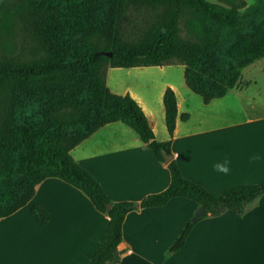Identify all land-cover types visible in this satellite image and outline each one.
<instances>
[{"label": "trees", "instance_id": "obj_1", "mask_svg": "<svg viewBox=\"0 0 264 264\" xmlns=\"http://www.w3.org/2000/svg\"><path fill=\"white\" fill-rule=\"evenodd\" d=\"M139 8L159 11L137 40L127 41L122 22L129 10ZM14 21L40 55L23 60L0 52V217L23 205L42 178L57 177L107 216L93 252L81 264H112L119 258L120 223L130 209L160 206L173 196L205 209L195 220L183 221L166 247L171 253L198 219L225 210L240 215L264 193V179L209 191L180 174L169 150L176 113L170 87L161 93L168 138L156 140L136 101L104 84L106 67L179 63L185 86L202 102L222 96L243 66L264 56V0L242 11L207 0H0V36ZM186 116L179 114L181 120ZM115 120L131 128L156 160L163 162L161 150L170 154L163 189L137 201H111L71 158L72 146ZM28 212L39 223L48 220V211L38 204H29Z\"/></svg>", "mask_w": 264, "mask_h": 264}, {"label": "crops", "instance_id": "obj_2", "mask_svg": "<svg viewBox=\"0 0 264 264\" xmlns=\"http://www.w3.org/2000/svg\"><path fill=\"white\" fill-rule=\"evenodd\" d=\"M105 70V86L108 76L129 75L131 80L111 81L112 87H106L113 93L127 92L136 101L156 140L168 138L161 93L165 86L172 89L176 113L169 150L183 177L209 191L264 179V99L263 109L242 113L235 120L231 115L248 81L236 79L222 96L204 103L185 86L179 63ZM246 105L247 110L252 107ZM182 112L187 114L183 120ZM68 152L111 201H137L163 189L169 180L164 162L156 160L136 133L118 120L98 126ZM254 155L260 159L253 162ZM225 159L231 161L228 174L214 168ZM31 203L48 211L46 222L39 223L29 214ZM196 206L190 199L173 196L160 206L126 211L116 245L119 258L112 264H264V193L240 215L225 210L198 219L182 245L165 253ZM106 220L77 188L57 177H44L23 205L0 217V264H81L93 252Z\"/></svg>", "mask_w": 264, "mask_h": 264}, {"label": "rangeland", "instance_id": "obj_3", "mask_svg": "<svg viewBox=\"0 0 264 264\" xmlns=\"http://www.w3.org/2000/svg\"><path fill=\"white\" fill-rule=\"evenodd\" d=\"M221 6L234 5L239 11L248 8L257 0H207ZM158 8H139L138 10H129L122 22L123 38L127 41H135L141 35V32L148 28L156 19ZM0 52H5L16 56L19 59L29 60L40 55V48L29 37L26 31L22 29L17 21H14L9 30L0 36ZM264 62L263 57L255 58L251 64L241 70L237 77L238 82L241 80L243 84L248 81L245 91L240 93L237 107L232 110L233 120L239 119L241 114L250 111L263 109L262 98L264 99V68H261ZM106 67L105 69H107ZM106 71V70H105ZM240 72V70H239ZM105 73V72H104ZM106 80L109 87L111 81L119 80V84L124 81L131 80L129 75L117 73ZM165 76H162L164 78ZM176 78V74H173ZM181 77V75H180ZM133 81V80H132ZM106 85V86H107ZM116 86L120 87L118 84ZM119 94V93H117ZM248 97L252 99L248 100ZM251 104V108L247 110L246 104ZM230 104V103H229Z\"/></svg>", "mask_w": 264, "mask_h": 264}, {"label": "clouds", "instance_id": "obj_4", "mask_svg": "<svg viewBox=\"0 0 264 264\" xmlns=\"http://www.w3.org/2000/svg\"><path fill=\"white\" fill-rule=\"evenodd\" d=\"M260 159L259 155H254L253 157H251V160L254 161H258ZM231 161L229 159H225L223 163H217L214 165V168L216 171L218 172H222L224 174H228V172L230 171V165Z\"/></svg>", "mask_w": 264, "mask_h": 264}, {"label": "water", "instance_id": "obj_5", "mask_svg": "<svg viewBox=\"0 0 264 264\" xmlns=\"http://www.w3.org/2000/svg\"><path fill=\"white\" fill-rule=\"evenodd\" d=\"M161 156H162V161L166 162L170 158V154H166L163 150H161ZM108 204H106V208H108ZM205 213V209L201 207L200 205H197L195 210L192 212L190 215V220H195L197 217Z\"/></svg>", "mask_w": 264, "mask_h": 264}]
</instances>
